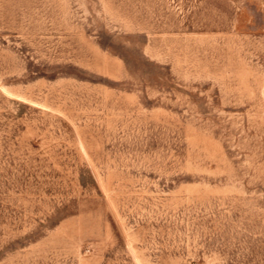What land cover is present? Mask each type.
Listing matches in <instances>:
<instances>
[{
	"label": "rangeland",
	"instance_id": "1",
	"mask_svg": "<svg viewBox=\"0 0 264 264\" xmlns=\"http://www.w3.org/2000/svg\"><path fill=\"white\" fill-rule=\"evenodd\" d=\"M0 264H264V0H0Z\"/></svg>",
	"mask_w": 264,
	"mask_h": 264
}]
</instances>
